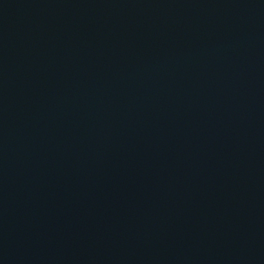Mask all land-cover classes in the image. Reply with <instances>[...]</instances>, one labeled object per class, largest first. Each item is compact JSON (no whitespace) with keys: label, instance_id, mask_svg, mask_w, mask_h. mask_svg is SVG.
I'll return each mask as SVG.
<instances>
[{"label":"water","instance_id":"95a60500","mask_svg":"<svg viewBox=\"0 0 264 264\" xmlns=\"http://www.w3.org/2000/svg\"><path fill=\"white\" fill-rule=\"evenodd\" d=\"M0 264H264V0H0Z\"/></svg>","mask_w":264,"mask_h":264}]
</instances>
